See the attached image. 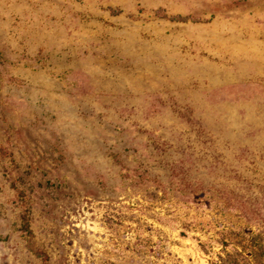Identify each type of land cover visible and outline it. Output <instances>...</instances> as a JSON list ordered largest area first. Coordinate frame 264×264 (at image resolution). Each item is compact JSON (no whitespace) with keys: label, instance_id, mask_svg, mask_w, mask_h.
Segmentation results:
<instances>
[{"label":"rangeland","instance_id":"374dc122","mask_svg":"<svg viewBox=\"0 0 264 264\" xmlns=\"http://www.w3.org/2000/svg\"><path fill=\"white\" fill-rule=\"evenodd\" d=\"M262 202L264 0H0V264H209Z\"/></svg>","mask_w":264,"mask_h":264},{"label":"trees","instance_id":"16d2710c","mask_svg":"<svg viewBox=\"0 0 264 264\" xmlns=\"http://www.w3.org/2000/svg\"><path fill=\"white\" fill-rule=\"evenodd\" d=\"M260 222L243 228L224 229L218 232L216 242L219 250L209 260V264H264V202L255 206ZM261 225V224H260ZM25 227L30 232L28 222Z\"/></svg>","mask_w":264,"mask_h":264}]
</instances>
